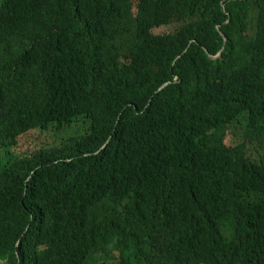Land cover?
I'll use <instances>...</instances> for the list:
<instances>
[{
	"label": "trees",
	"instance_id": "1",
	"mask_svg": "<svg viewBox=\"0 0 264 264\" xmlns=\"http://www.w3.org/2000/svg\"><path fill=\"white\" fill-rule=\"evenodd\" d=\"M0 264H264V0H0Z\"/></svg>",
	"mask_w": 264,
	"mask_h": 264
},
{
	"label": "rangeland",
	"instance_id": "2",
	"mask_svg": "<svg viewBox=\"0 0 264 264\" xmlns=\"http://www.w3.org/2000/svg\"><path fill=\"white\" fill-rule=\"evenodd\" d=\"M178 25H179V23L177 21H174L169 26L160 27V28L156 29L155 32H157V33H167V32H170L171 30H174V28H176ZM229 140H230V132L225 137V141L226 142H229Z\"/></svg>",
	"mask_w": 264,
	"mask_h": 264
},
{
	"label": "water",
	"instance_id": "3",
	"mask_svg": "<svg viewBox=\"0 0 264 264\" xmlns=\"http://www.w3.org/2000/svg\"><path fill=\"white\" fill-rule=\"evenodd\" d=\"M223 35H224V33H222ZM224 38H225V40H226V36L224 35ZM221 54V51H219V53H218V55H220ZM218 55H210L212 58H216Z\"/></svg>",
	"mask_w": 264,
	"mask_h": 264
}]
</instances>
